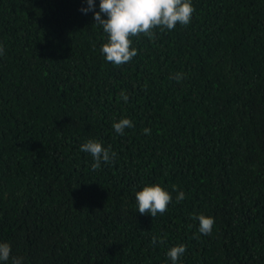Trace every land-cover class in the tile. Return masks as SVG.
I'll list each match as a JSON object with an SVG mask.
<instances>
[{"label": "trees", "instance_id": "16d2710c", "mask_svg": "<svg viewBox=\"0 0 264 264\" xmlns=\"http://www.w3.org/2000/svg\"><path fill=\"white\" fill-rule=\"evenodd\" d=\"M191 3L116 66L86 0H0V264H264V0ZM87 139L114 160L92 170ZM149 183L172 194L155 218Z\"/></svg>", "mask_w": 264, "mask_h": 264}, {"label": "clouds", "instance_id": "9594fccd", "mask_svg": "<svg viewBox=\"0 0 264 264\" xmlns=\"http://www.w3.org/2000/svg\"><path fill=\"white\" fill-rule=\"evenodd\" d=\"M87 7L82 8L83 13L93 11V19L102 27L106 33V42L101 45V52L107 62L116 66L129 63L137 55V49L132 46V37L140 35L149 39L155 35V29L161 31L173 30L177 24L187 26L191 23L195 8L191 0H99V10H95V0H86ZM4 49L0 44V56ZM177 82L183 78V73H176L174 77ZM125 102L128 97L121 92ZM115 131L121 135L126 128L133 127L129 118L122 117L112 125ZM145 134H150L151 129L145 128ZM80 151L88 153L93 158L92 170L101 168V163L108 164L114 160L116 153L111 146L104 147L97 139H87L80 145ZM175 188V186H173ZM185 198L183 191L177 194V201ZM135 201L141 215L150 214L153 218L157 214H164L167 206L172 202V194L160 183L145 184L135 192ZM199 220V232L211 234L215 219L212 216L200 214L194 217ZM157 242V237H152V243ZM163 243V239L160 240ZM186 246L179 244L171 247L167 256L173 264L185 253ZM11 256V245L0 242V261H8ZM22 257H11V264H22Z\"/></svg>", "mask_w": 264, "mask_h": 264}]
</instances>
